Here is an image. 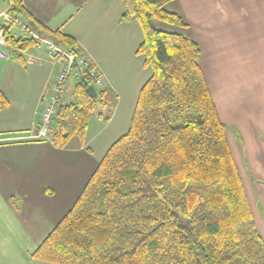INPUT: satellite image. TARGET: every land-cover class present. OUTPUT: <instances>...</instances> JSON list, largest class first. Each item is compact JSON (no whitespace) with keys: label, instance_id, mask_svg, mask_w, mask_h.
I'll return each mask as SVG.
<instances>
[{"label":"trees","instance_id":"1","mask_svg":"<svg viewBox=\"0 0 264 264\" xmlns=\"http://www.w3.org/2000/svg\"><path fill=\"white\" fill-rule=\"evenodd\" d=\"M122 21L137 20L144 39L137 53L151 76L140 90L128 131L114 142L71 210L33 256L56 264H264V239L200 64L201 48L165 9L173 0H122ZM25 22L26 35L15 31ZM6 41L25 50L51 42L72 51L75 39L35 22L12 0ZM75 100L59 106L53 142L64 147L86 133L97 97L83 77ZM9 104L0 91V109Z\"/></svg>","mask_w":264,"mask_h":264},{"label":"crops","instance_id":"2","mask_svg":"<svg viewBox=\"0 0 264 264\" xmlns=\"http://www.w3.org/2000/svg\"><path fill=\"white\" fill-rule=\"evenodd\" d=\"M22 1L42 27L73 37L104 75V88L115 94H107L106 113L93 112L83 136L56 146L53 136L39 135L44 98L58 70L47 43L23 50L0 39V91L9 101L0 109V264H56L33 254L128 131L151 70L137 53L143 29L137 20L122 21V0ZM165 9L187 26L152 24L189 35L200 46V64L264 239V0H173ZM1 15L0 27L9 17ZM132 59L144 72L134 87ZM74 87V81L66 83L58 108L75 100Z\"/></svg>","mask_w":264,"mask_h":264},{"label":"built area","instance_id":"3","mask_svg":"<svg viewBox=\"0 0 264 264\" xmlns=\"http://www.w3.org/2000/svg\"><path fill=\"white\" fill-rule=\"evenodd\" d=\"M15 31L19 36L26 35L23 18H18ZM0 39L6 42V36L2 31H0ZM46 49L48 57L57 63L58 71L49 84L44 98L39 135L52 137L53 125L58 112L57 103L66 83L76 82L85 77L90 80L91 86L101 89L105 86V77L89 55L79 48L74 51H62L57 45L47 42Z\"/></svg>","mask_w":264,"mask_h":264},{"label":"rangeland","instance_id":"4","mask_svg":"<svg viewBox=\"0 0 264 264\" xmlns=\"http://www.w3.org/2000/svg\"><path fill=\"white\" fill-rule=\"evenodd\" d=\"M9 11H10V0H0V21L2 22V21H4V19H3V16L1 15V13L2 12H6V13H8V15H9ZM158 28V27H157ZM46 43V42H45ZM138 61V60H137ZM146 68H148L147 66H146ZM130 69H131V71H133L132 72V75H133V79H132V84H131V87H134V85H135V83H139V81L141 82L143 79V76H144V72H143V70H142V68L140 67V65H139V63H137L136 61H135V59H132V61L130 62ZM58 71V70H57ZM208 84V83H207ZM69 87V86H68ZM130 87V88H131ZM139 88V86L137 87V89ZM69 90H72V87L70 86L69 87ZM97 90H99L98 88H97ZM105 90H106V92H107V94H108V96H115V94L113 93V92H111L108 88H105ZM124 95V94H123ZM125 97H126V95H125ZM131 98V97H130ZM121 110H122V112H124V110H123V106L121 107ZM94 112H103V113H106L107 112V108L105 107V106H102L101 104H98V106L96 107V109H95V111ZM134 112V111H133ZM133 115V114H132ZM264 135V134H263ZM235 160V159H234ZM235 163H236V161H235ZM237 167V166H236ZM237 169H238V167H237ZM239 170V169H238ZM242 177V176H241ZM242 181H243V179H242ZM243 184H244V182H243ZM246 194H247V192H246ZM248 196V195H247ZM250 206H251V204H250ZM260 207V206H259ZM259 209H261L259 212H263L262 211V208L260 207ZM264 213V212H263ZM260 214V213H259Z\"/></svg>","mask_w":264,"mask_h":264},{"label":"water","instance_id":"5","mask_svg":"<svg viewBox=\"0 0 264 264\" xmlns=\"http://www.w3.org/2000/svg\"><path fill=\"white\" fill-rule=\"evenodd\" d=\"M88 92L93 96V97H97V91L96 88L94 86H89L88 87Z\"/></svg>","mask_w":264,"mask_h":264}]
</instances>
